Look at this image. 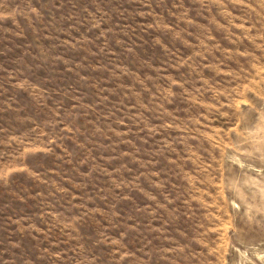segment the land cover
<instances>
[{
    "label": "rangeland",
    "instance_id": "1",
    "mask_svg": "<svg viewBox=\"0 0 264 264\" xmlns=\"http://www.w3.org/2000/svg\"><path fill=\"white\" fill-rule=\"evenodd\" d=\"M0 264H264V0H0Z\"/></svg>",
    "mask_w": 264,
    "mask_h": 264
}]
</instances>
